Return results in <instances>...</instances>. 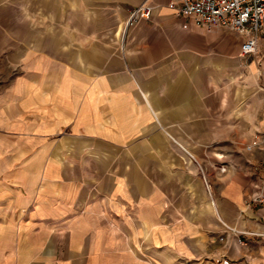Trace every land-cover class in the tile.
I'll list each match as a JSON object with an SVG mask.
<instances>
[{
	"label": "crops",
	"instance_id": "1",
	"mask_svg": "<svg viewBox=\"0 0 264 264\" xmlns=\"http://www.w3.org/2000/svg\"><path fill=\"white\" fill-rule=\"evenodd\" d=\"M171 1H129L150 18L81 58L17 42L0 74V264H264V148L208 132L210 113L230 125L264 97L208 104L224 31Z\"/></svg>",
	"mask_w": 264,
	"mask_h": 264
},
{
	"label": "rangeland",
	"instance_id": "2",
	"mask_svg": "<svg viewBox=\"0 0 264 264\" xmlns=\"http://www.w3.org/2000/svg\"><path fill=\"white\" fill-rule=\"evenodd\" d=\"M129 1L136 2L0 0V74L5 73L10 60H15L21 52L16 47L17 42H24L26 46L38 49V52L47 57L60 59L81 58L84 52L89 51L83 50L82 47H89L96 41L123 42L127 28L139 21L127 24L129 11L138 6L130 7L126 11ZM217 27L218 30L224 31V45L218 44L217 70L215 75H212L215 85L209 92L208 104L217 108L229 103L233 106L247 104L250 107L259 104L262 95L264 97V42L262 45L259 42L256 54L240 56L238 49L241 36L227 28ZM208 116L216 120V128H210V131L208 129L209 136L216 133V138L235 139L233 150L244 149L245 145L255 141L264 129V126H261L264 114L233 113L231 129L228 115L210 113ZM210 148L212 147H201L205 153H208ZM187 149L192 151L191 147ZM206 167L203 169L205 175L208 174L210 165L207 164ZM226 234L220 236L223 239H219L224 240Z\"/></svg>",
	"mask_w": 264,
	"mask_h": 264
},
{
	"label": "built area",
	"instance_id": "3",
	"mask_svg": "<svg viewBox=\"0 0 264 264\" xmlns=\"http://www.w3.org/2000/svg\"><path fill=\"white\" fill-rule=\"evenodd\" d=\"M170 6L179 14L193 17L197 23L224 27L240 35V56L257 53L260 33L264 30V0H172ZM152 9L148 3L138 5L129 11L127 24L149 19ZM263 148L264 129L255 141L244 147L246 152ZM254 200L264 204V190Z\"/></svg>",
	"mask_w": 264,
	"mask_h": 264
}]
</instances>
